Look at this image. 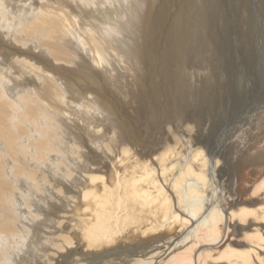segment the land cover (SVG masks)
<instances>
[{"label": "bare ground", "instance_id": "obj_1", "mask_svg": "<svg viewBox=\"0 0 264 264\" xmlns=\"http://www.w3.org/2000/svg\"><path fill=\"white\" fill-rule=\"evenodd\" d=\"M163 1L0 0V264H264V23L230 86Z\"/></svg>", "mask_w": 264, "mask_h": 264}, {"label": "rangeland", "instance_id": "obj_2", "mask_svg": "<svg viewBox=\"0 0 264 264\" xmlns=\"http://www.w3.org/2000/svg\"><path fill=\"white\" fill-rule=\"evenodd\" d=\"M163 0H160V3L162 4ZM175 1V2H174ZM186 1V2H185ZM184 2L187 3L188 0H185ZM195 3H193V2ZM203 1V2H201ZM207 0H191L188 1L190 6L188 4H186L187 6H189L191 9H193V11L197 10L196 12L198 13L200 10V15L205 13V10L208 12H206L204 15L200 16L199 19H201L202 21L199 23H197V31H195V33H197V39L200 37L202 42H203V48H201L200 50H198V55L194 56L193 58H190L189 63L190 65L197 64V68L199 67L200 72L203 70H206L205 72L209 73L210 75H215L216 73H220L223 72V70L225 71V75H229V79L227 80L229 82L230 86H234V79H238L240 78V73L241 71H248L251 69L252 72V68L256 65L257 68L260 67V59L258 58V53H259V40L258 38H256L258 36V33H256L257 31H259V27L260 25H263L264 23V19H257L256 18V12L254 10L256 4L258 5V2L261 1L263 2V6H264V0H209L208 2H206ZM217 1V2H216ZM244 1V2H243ZM183 2V0H179V5L176 4V0H169V4L166 3L167 9L165 12V16L166 19L164 18L161 24V20H160V26H158L157 32L156 34L158 35V39L155 38L156 42L155 44H158L159 47L161 46H166V47H170V39L176 34L174 32H177L181 29H183L182 33L187 36L190 35V32H192L193 27L189 28V23L185 22V19L188 18V14L185 13L187 12L186 9H184V7L182 6L183 4H185ZM164 3V1H163ZM175 3V4H174ZM198 3V5H197ZM210 3V4H208ZM246 3V4H245ZM192 4V5H191ZM205 4V5H204ZM208 4V6H207ZM248 4V7H247ZM254 4V6H253ZM165 5V4H164ZM163 5V6H164ZM171 5V6H170ZM175 5L176 7L174 8ZM197 5V6H196ZM202 5V6H201ZM155 6L157 5V2L155 4ZM182 7V10L181 8ZM197 9H195V8ZM203 7V8H202ZM218 7V8H217ZM253 7V8H251ZM172 8V9H171ZM212 8V9H211ZM175 9V10H174ZM214 9V10H213ZM210 10V11H209ZM175 11V12H174ZM177 11V12H176ZM182 11V12H181ZM192 11V10H191ZM204 11V12H203ZM213 11V13H212ZM264 12V10H262ZM170 12V13H169ZM215 12V13H214ZM218 12V13H217ZM243 12V13H242ZM185 13V15H184ZM241 13V14H240ZM179 14V15H178ZM181 14V15H180ZM210 14V15H209ZM178 15V16H177ZM207 15V16H206ZM244 15V16H243ZM213 16V17H212ZM212 17V18H211ZM234 17V18H232ZM237 17V18H236ZM255 17V18H254ZM210 18V19H209ZM230 18V19H229ZM249 18V19H248ZM183 19V20H182ZM212 19V20H211ZM248 19V20H247ZM179 20V22H178ZM189 20V18L187 19V21ZM195 20L198 21V18L196 16ZM208 20V21H207ZM259 20V21H257ZM176 21V22H175ZM183 21V22H182ZM219 21V22H218ZM253 21V22H252ZM164 22V23H163ZM168 22V23H167ZM191 22V21H190ZM239 22V23H238ZM242 22V23H241ZM256 22V23H255ZM170 23V24H169ZM173 24V27L171 26ZM181 23V24H179ZM232 23V24H231ZM253 23V24H251ZM243 24V25H242ZM255 24V25H254ZM259 26H258V25ZM172 27V31H171V27L169 28V26ZM180 25V26H179ZM185 25V26H184ZM252 25V26H250ZM165 26V28H164ZM168 26V27H167ZM179 26V27H178ZM184 26V27H182ZM200 26V27H199ZM176 27V28H175ZM237 27V28H236ZM186 28V29H185ZM203 28V29H202ZM240 28V29H239ZM248 28V29H247ZM255 28V29H254ZM190 29V30H189ZM205 29V30H204ZM234 29V30H233ZM170 30V31H169ZM178 30V31H176ZM185 30V31H184ZM203 30V32L201 31ZM254 32H253V31ZM202 33H200V32ZM146 32V31H145ZM144 32V34H145ZM165 32V33H164ZM167 32V33H166ZM169 33H172V35H169ZM181 33V34H182ZM189 33V34H188ZM246 33V34H245ZM161 34V35H160ZM164 34V35H163ZM166 34V35H165ZM182 34V35H183ZM211 34V35H210ZM256 34V35H255ZM208 35V36H207ZM213 35V37H212ZM242 35V36H241ZM255 35V36H254ZM160 36V37H159ZM172 36V37H171ZM215 36V37H214ZM244 36V37H243ZM254 36V37H253ZM168 37V39L166 38ZM206 37V38H205ZM238 37V38H237ZM175 38V37H174ZM172 38V39H174ZM231 38V39H229ZM233 38V39H232ZM255 38V39H254ZM237 41H236V40ZM244 39V40H243ZM213 40V41H212ZM218 40V41H217ZM240 40V41H239ZM207 41V42H206ZM212 41V42H211ZM220 41V42H219ZM228 41V42H227ZM239 41V42H238ZM166 42V43H164ZM161 43V44H160ZM213 43H216L215 45ZM223 43V45H222ZM256 43V44H255ZM258 43V44H257ZM208 44V45H206ZM229 44V45H228ZM214 45V47H213ZM231 46V47H230ZM208 47V48H207ZM213 47V48H212ZM226 47V48H225ZM235 47V48H234ZM207 48V49H205ZM215 48V49H214ZM231 48V50H230ZM204 49V50H203ZM213 49L214 52L211 50ZM218 49V50H217ZM222 51H221V50ZM224 49V50H223ZM235 49V50H234ZM209 50L212 51L209 52ZM218 51V53L216 51ZM247 50V51H246ZM200 51V52H199ZM208 51V52H207ZM234 51V52H233ZM237 51V52H236ZM249 51V52H248ZM205 52V53H204ZM221 52V53H220ZM225 52V53H224ZM245 52V53H244ZM248 52V53H247ZM234 53V55H233ZM202 54V55H201ZM205 57H204V55ZM222 54V55H221ZM225 54V56L223 55ZM242 54H244L242 56ZM257 54V55H256ZM201 55V56H199ZM165 56L168 60V54L165 51ZM216 58H215V57ZM241 58H240V57ZM205 58V59H204ZM231 58V59H230ZM196 59V61H195ZM237 59V60H236ZM259 59V60H258ZM203 60V61H202ZM220 60V61H219ZM227 62H225V61ZM240 60V61H239ZM218 61L220 63H218ZM237 61V62H236ZM209 62V64H208ZM225 62V64L223 63ZM167 63L166 60L164 62V64ZM199 63V64H198ZM204 63V64H203ZM239 63V64H238ZM207 64V65H206ZM227 64V65H226ZM211 65V66H210ZM248 65V66H247ZM246 66V67H245ZM252 66V67H251ZM231 67V68H230ZM244 67V68H242ZM207 68H209L210 70H208ZM256 71L257 69L254 68ZM215 70V71H214ZM238 70V71H237ZM255 71V72H256ZM250 72V73H251ZM258 72V71H257ZM168 75H170L169 73H163L162 78L160 79V77H155L156 78V83L152 82V90H154V93H158L159 90L162 91L163 94H167L166 96H171L172 95L175 96L174 93L177 92V85H178V80L176 81V75H171V77L169 78ZM251 78H254L257 76V74H250ZM173 76V77H172ZM166 77V78H165ZM159 78V79H158ZM166 79V80H165ZM198 82L203 84H206V81L204 82L202 78H198ZM173 80V82H172ZM164 81V82H163ZM168 81V82H167ZM159 82V83H158ZM172 82V83H171ZM177 82V84L175 83ZM162 83V84H160ZM173 84V85H172ZM182 83H180L181 86ZM155 85V86H154ZM177 86V87H176ZM162 87V88H161ZM216 88V87H215ZM176 89V90H175ZM171 90V91H170ZM175 92H174V91ZM153 92H151V95L154 94ZM173 93V94H172ZM177 94V93H176ZM187 94V92L185 91V95ZM156 96V94L154 95V97ZM151 98H153L151 96ZM156 99V98H153ZM158 99H156V101L154 102L155 106L157 109L160 108H169L172 107L170 104V102L167 103V101L165 102L164 100H161L159 103L157 102ZM158 103V104H157ZM165 103V104H164ZM157 104V105H156ZM169 105V106H168ZM214 106V104H212ZM168 106V107H167ZM209 107V106H208ZM68 224L64 225V229H68Z\"/></svg>", "mask_w": 264, "mask_h": 264}]
</instances>
